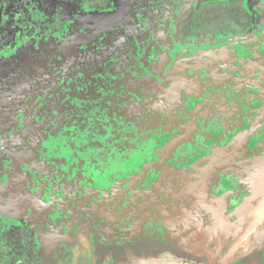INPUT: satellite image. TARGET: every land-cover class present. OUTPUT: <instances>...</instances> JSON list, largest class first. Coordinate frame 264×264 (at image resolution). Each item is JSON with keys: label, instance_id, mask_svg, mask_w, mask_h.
Wrapping results in <instances>:
<instances>
[{"label": "rangeland", "instance_id": "1", "mask_svg": "<svg viewBox=\"0 0 264 264\" xmlns=\"http://www.w3.org/2000/svg\"><path fill=\"white\" fill-rule=\"evenodd\" d=\"M166 2L0 0V264H264L260 190L246 188L249 196L227 206H221L224 198L203 204L205 180L221 162L229 167L213 180L219 194L222 179L232 200L243 184L264 186V102L256 100L252 83H240L237 70L229 82L238 83L243 103L252 108L257 102L258 111L237 120L226 113L220 124L207 112L205 97L184 83L191 75L161 65L162 54L175 61L171 47L160 48L153 34L150 53L132 47L152 32L136 28L134 16L149 7L171 23L175 8ZM222 3L208 12L238 20V2ZM107 28L113 30L100 34ZM255 50L239 66L252 80L264 81V52ZM148 56L154 63L141 66ZM110 91L126 93V106L133 103L124 119L133 144L121 147L114 172L117 188L135 194L127 202H108L114 213L102 218L88 196L79 198L96 187L86 174L100 172L108 181L107 171H98L111 157L96 152L99 138V144L109 141L97 129L98 114L124 116L106 112L113 100L111 107L121 113ZM192 128L201 141L209 129L216 145L196 161L186 154L192 142L172 147ZM225 135L233 145L217 146ZM179 147L183 153L175 154ZM245 172L253 174L251 181ZM190 182L203 188L185 200L193 202L191 209L180 207ZM142 191L145 197L137 194Z\"/></svg>", "mask_w": 264, "mask_h": 264}, {"label": "flooded vegetation", "instance_id": "2", "mask_svg": "<svg viewBox=\"0 0 264 264\" xmlns=\"http://www.w3.org/2000/svg\"><path fill=\"white\" fill-rule=\"evenodd\" d=\"M171 1L172 0L166 2L167 4L174 5L175 8V10L173 11L174 14L169 15V17H173V19H175L174 21L172 19L171 23L169 22L170 19L168 18L162 17L159 19V14L157 15L152 10V8L150 9L149 7L141 8L142 11L139 13L140 15L134 16L136 28L140 27L142 32H144L146 28L148 29L151 27L149 31L152 30V32H145L146 41L139 45L132 44V47L135 46L138 49L140 48L143 53H150L149 49H152V47L151 43L147 40L149 37H151L152 34L158 36V38L156 37V40L160 43V48L163 47V49H167L171 47V49L175 51V54L173 56L175 58V61L171 56H167L168 53L165 55L162 54L161 65L165 67L174 65V67L183 69L191 75L192 79H189L190 82L186 80L184 83L187 82L189 87L193 86L192 90L197 95H202L205 97L207 105L210 106V109H208L207 111L209 114L214 113L216 117L222 119L227 113L231 117H233L232 119L237 120L240 119V116H243V118L249 117L250 114L254 113L255 109L256 111H258L259 105L257 104V102L254 103L255 106L254 104L252 105V108L248 107L249 103H247L246 105L243 103V99L240 98V88L238 90V87L235 86L238 83H235L234 85L229 82V79L232 77V75H234L233 73L238 70L242 73L240 79L238 78V80H240V83H252V85L256 88L255 92L257 95L254 94L257 97L256 100H261L262 102H264V81L254 79L252 80L249 75H245L241 71L243 69L239 66V64H242L240 59H243L245 55H251V53L247 51L249 50L250 52H252L251 50L253 46H256L255 51L262 50L264 52V0H230L238 2V5H235L237 9H239L240 7V15L238 20H236L237 23L234 19H226V21L225 17L218 16L220 17L218 18L216 13L208 12V10L211 8V10L213 11L214 3L223 1L222 4L224 5L226 0H214V3L213 0H174V4H172ZM128 2L133 3V0H128ZM245 5L249 6L252 11H247ZM222 10L224 13H226L225 7ZM235 11L238 10L235 9ZM145 21H147V23H145ZM234 25L235 28H233ZM220 26H224L223 28L225 29L218 28ZM112 28H107L100 32V34L103 32L111 31L114 29ZM98 36L99 34L95 37L97 38ZM132 47L128 46V49ZM133 49L135 48H132V50ZM217 53L218 55L220 54L224 56L222 57V60L218 58ZM153 61L154 60L151 59L150 56H148L147 60L141 61V66L144 65L145 67H147L148 64L152 63ZM222 76L223 80L220 79ZM247 79H249V81H247ZM105 86L106 85H103V88ZM110 92L115 95L114 98L110 97V99H114V101L121 106V113L117 110L116 107H111L114 106L113 100L111 105L106 109V112L111 113L112 111H114L117 112V114H123L124 116L123 118L120 117L119 119L110 116V114L101 112L100 114H98L99 124L97 126V129L99 131H103V134L107 135L109 141L107 145L99 144L102 142L99 138L96 142L98 145L96 152L111 154L110 159L102 163H105V165L102 166L106 167L99 168L98 171L106 170L109 174V177L107 178L108 181H106V179H101L102 176L100 172H98L97 175H92L90 173L86 174V177L94 182L96 184V187L93 186L91 190L89 189L79 198L82 200L84 199L85 195L88 196L90 203L93 202L95 204V208L101 213L102 218H108L109 214L113 215L114 213L113 210H111L112 207L108 202H113V204L127 202L130 201L133 194H135L134 190L130 187H126L122 190H119L117 188V186L119 185L117 183L119 175L114 172L116 157L119 155L121 147L126 144L124 145V147L130 148L133 144V142L131 141V136L129 135L133 130L131 131L128 129V127L126 126L127 121L124 120L125 118H128L129 120L133 103H130L126 106L128 99L130 100V98L124 92H115L117 95L113 91ZM99 94H101V91L99 92ZM185 95L186 94H183V100H185ZM102 102L104 103L105 100H103ZM97 104L100 105V103ZM218 104H221L222 107H220ZM240 111L242 113H240ZM217 120L220 124L227 121L226 119ZM256 127L259 128V126ZM108 129H111V131ZM196 129L198 128H192L191 130H189L191 133L189 137H181L172 146L173 148H176L177 144L183 141L192 142V145H195V147L193 150L189 151V154H186L188 155V157H190V159H193V161H196V159H198L200 157V154L204 153V151H212L213 153V148L216 146L212 137H210V134L208 133L209 129L205 132V134H203L205 135L204 141L199 140V137L197 136L199 131L197 132ZM259 129L264 131V122H261ZM234 131L235 130H231L232 133ZM258 132L259 131L255 129V134H258ZM99 137H101V135H99ZM206 137H208L207 140ZM193 140L195 141V144ZM231 142L233 145L234 140L226 137L225 135L223 136V139L219 143H217V146L223 145L229 147ZM237 143L238 142H236L235 144ZM260 147H262L261 144ZM180 152L183 153V149L181 147L175 150V154H180ZM188 157H184L185 160ZM184 158L182 159L184 160ZM228 167V162H221L217 164L213 168L209 176H207L205 180L206 182H208L207 186H205L207 191H205L204 194L205 196H207V198H205L206 200L204 199L203 204L209 203V206H212L213 203L217 204L216 201L218 200V198H224L226 200L222 202L224 204H222L221 206H227V203L240 201V196H249L250 191H254L255 193H257V191L260 190L261 193L264 194V186L259 188V186L254 184V186L249 185L248 187H246V185L243 184L239 187L240 189L236 193L238 195V198H236V200H232V198L227 197V194L224 193V190L227 188L223 185V179L220 183L221 189L219 191V194L216 190V186L219 184L217 182V185L215 186L213 180L218 176L216 174L217 171H221L222 173L226 172ZM0 176H4V173L0 172ZM244 176L246 178V181H251L253 179V174L250 172H245ZM175 182L180 184L179 180ZM254 187H256V190H252V188ZM246 188H248L250 191L246 190ZM202 189L203 188L200 186V184H197L196 182L188 183V187L183 193V197L181 198L182 203L180 204L183 205L180 207L184 206L185 208L189 209L193 208V202L186 201L187 203L185 204V200H189L192 195L200 192ZM241 189L242 191L240 192ZM137 194H140L141 197L146 196L143 191L142 193L137 192ZM180 207H174L177 209L175 210L173 208V211L179 212L178 208Z\"/></svg>", "mask_w": 264, "mask_h": 264}]
</instances>
